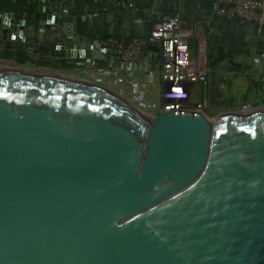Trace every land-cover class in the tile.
Masks as SVG:
<instances>
[{"label": "water", "instance_id": "water-1", "mask_svg": "<svg viewBox=\"0 0 264 264\" xmlns=\"http://www.w3.org/2000/svg\"><path fill=\"white\" fill-rule=\"evenodd\" d=\"M0 264H264V113L0 67Z\"/></svg>", "mask_w": 264, "mask_h": 264}, {"label": "crops", "instance_id": "crops-1", "mask_svg": "<svg viewBox=\"0 0 264 264\" xmlns=\"http://www.w3.org/2000/svg\"><path fill=\"white\" fill-rule=\"evenodd\" d=\"M151 8L162 12L151 15ZM9 13L16 30L2 27ZM169 13H178L196 29L193 34L205 42L207 52L205 80L178 87L203 99L210 119L240 112L243 103L250 113H264V28L257 31L252 22L218 16L210 0H0V67L93 83L157 115L153 105L167 82L147 72L142 60L148 57L111 61L101 48L89 45L108 37L146 36L160 15ZM196 41L190 39L191 51ZM58 43L65 51L53 50ZM219 45L231 60L216 59ZM142 49L154 61L156 43Z\"/></svg>", "mask_w": 264, "mask_h": 264}, {"label": "built area", "instance_id": "built-area-1", "mask_svg": "<svg viewBox=\"0 0 264 264\" xmlns=\"http://www.w3.org/2000/svg\"><path fill=\"white\" fill-rule=\"evenodd\" d=\"M210 2L213 11L220 17L252 22L257 31L264 28V0H210ZM127 4L129 5L130 2L127 1ZM6 18H3V22H6ZM195 31L196 29L193 30L183 22L178 13L161 14L160 18L149 27L146 36H136L131 39L108 37L93 41L89 48L92 50L101 48L111 61L139 59L141 54L147 56L148 59L144 57L142 64L150 74L153 70L152 61L149 55L143 54L142 47L147 43H156L159 58L173 71L172 79L175 84L177 83V87L164 89L160 94L163 105L158 109V113L174 110L175 113L182 115L203 113L207 116L206 102L197 94L178 87L182 83H200L205 80L206 46L202 39L193 34ZM191 38L197 39L193 51L189 46ZM248 109V104L243 103L241 110Z\"/></svg>", "mask_w": 264, "mask_h": 264}, {"label": "rangeland", "instance_id": "rangeland-1", "mask_svg": "<svg viewBox=\"0 0 264 264\" xmlns=\"http://www.w3.org/2000/svg\"><path fill=\"white\" fill-rule=\"evenodd\" d=\"M162 11L158 10V9H153L151 8V10H149V13L151 15H157L158 13H161ZM143 52V49H142ZM145 54H147V52L145 51ZM149 55V54H147ZM150 56V55H149ZM156 58L153 61V58L151 57L150 60L152 61L151 63L153 66V70H152V75L155 79L159 78L161 81H165L167 82V87L166 88H161V93L164 89H170V88H174L177 87V83L175 84L174 80L172 79V76L174 75L173 71H171V69H169L168 67H166L163 63V61L159 58V54L157 53ZM163 105V99L161 97V99L159 98L158 103L154 104L153 106L156 109H160V107ZM148 116H155V113L149 112L147 110L144 111Z\"/></svg>", "mask_w": 264, "mask_h": 264}]
</instances>
